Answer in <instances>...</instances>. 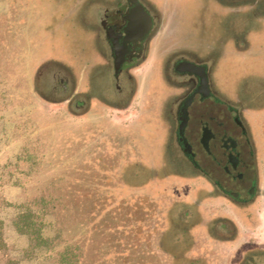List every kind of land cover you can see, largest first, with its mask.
Segmentation results:
<instances>
[{"label":"rangeland","instance_id":"1","mask_svg":"<svg viewBox=\"0 0 264 264\" xmlns=\"http://www.w3.org/2000/svg\"><path fill=\"white\" fill-rule=\"evenodd\" d=\"M103 1L0 0V171L5 174L0 196L14 203L29 202L32 207L40 200L50 223L45 232L53 236L55 252L72 245L73 252L78 254L83 249L84 253L79 223L83 217L81 191L86 187L83 180L88 179L84 177L86 169H73L78 167L79 158L93 153L97 160L90 166L93 173H121L125 230L129 231L126 238L142 242L132 249L136 252L129 255L130 260L117 253L112 258L105 255L109 259L105 264H206L202 258L190 260L194 255L189 253L191 243L202 252L201 257L209 245L215 244L212 263L223 264L229 256L221 259L219 255L230 251L223 247L222 239L213 242L204 227L200 190L181 185L192 177L174 170V158L172 162L165 159L166 147L168 151L169 147L173 149L172 143L167 146L172 127L164 122L161 100H152L154 104L149 107L155 109L161 121L158 129L146 128L143 134L134 125L133 109L143 111L146 78L137 72L132 76L129 104H112L109 100L114 96V80L107 48L96 28L97 10ZM171 9L176 22L185 24L175 35L184 42L181 45L215 49L216 40L224 35V46L220 47L225 62L224 69L220 68V72L224 71L221 91L228 94L237 86L243 95L245 80L264 77V38L260 35L256 45L255 36L248 34L247 49L236 52L228 39V8L212 0H177ZM65 78L67 87L62 86ZM95 91L100 92V99L93 97ZM259 99H248V105L257 118L256 148L262 150L258 159L263 165L264 104L258 107ZM154 114L147 113L146 119ZM103 156L108 161L101 166ZM128 158L134 165L126 164ZM95 176L91 181L95 188L91 211H96L97 220L99 214L103 218L102 210L107 205L100 202L96 188H105L106 184H98ZM108 212L109 218L115 220ZM154 222L161 226L157 229L160 251L167 260L151 243L149 229ZM261 227L258 234L263 236L264 224ZM4 236L9 243L15 240L9 229ZM16 239L19 245L24 243L23 237ZM99 247L105 254L107 247ZM96 253L97 261L92 262L101 264L103 252ZM59 259L54 254L43 264H64Z\"/></svg>","mask_w":264,"mask_h":264},{"label":"flooded vegetation","instance_id":"2","mask_svg":"<svg viewBox=\"0 0 264 264\" xmlns=\"http://www.w3.org/2000/svg\"><path fill=\"white\" fill-rule=\"evenodd\" d=\"M176 1L105 0L98 8L96 28L107 48L115 87L109 100L129 104L132 76L137 72L146 78L143 111L133 109L134 125L143 134L146 128L158 129L161 121L149 107L152 100H161L164 122L172 127L167 146L172 143L173 149L166 147L165 159L172 162L174 158V170L192 177L181 185L200 190L204 227L213 242L222 239L230 251L219 255L221 259L229 256L223 264H264V235L258 234L264 224V164L258 159L262 150L256 148L257 118L248 105V99L259 97L258 107L264 104V77L245 80L243 95L237 86L228 94L221 91L224 35L216 40L215 49L181 45L184 42L175 35L185 24L176 22L171 12ZM212 1L230 11L228 39L236 52L247 49L248 34L255 36L256 45L260 35L264 38V0ZM113 56L122 58L116 79ZM68 85L65 78L62 86ZM100 96L95 91L93 97ZM147 113H153L149 118L158 122L146 119ZM132 163L128 158L126 164ZM214 246L209 245L201 257L191 243L190 260L202 258L213 264Z\"/></svg>","mask_w":264,"mask_h":264},{"label":"trees","instance_id":"3","mask_svg":"<svg viewBox=\"0 0 264 264\" xmlns=\"http://www.w3.org/2000/svg\"><path fill=\"white\" fill-rule=\"evenodd\" d=\"M78 161V167H74L73 170L76 168L78 170L86 169L84 177L88 179L85 181L83 180L86 187L83 186V190L81 191V209L83 217L81 216V221L79 223L82 227L80 231L83 232L85 240L83 247L84 253L82 252L83 249H80L78 254L73 252L75 248L72 247V245L65 246L62 252L57 251L58 254L55 252L56 250H54L55 247H53L52 241L53 236L47 235V232H45L46 227L49 228L50 223L47 220L46 209L40 200L37 201L34 208L29 202L21 201L14 203V201L3 200L0 196V210L3 212L2 217H0V264H43L46 258H50L51 255L54 257V254L55 257L59 255L60 262L64 264H74L75 261L77 264H83V262L87 260L88 264H93L92 259L94 262L97 261V251L101 254L103 252V259L100 260L101 264H105L108 259L105 255L112 258L119 253V257L126 256L129 257L128 260L131 259L130 256L132 252H136V250L134 251L132 249L137 247L136 244L138 242L139 244L142 242L139 241V239L137 241L126 238L129 231L125 230V186L120 179L121 173L115 171H113L114 173L107 171H97V173H93L94 168L92 167V171L90 166L97 161H95V154L93 153L86 154L85 157L79 158ZM107 161V158L103 156L99 165L101 164V166H104L103 163H107ZM20 174L27 175L28 173L25 171L20 172ZM93 176L96 178L94 180L98 179V184H106L105 188L96 187L98 188L100 202L102 201V204L107 205L103 207L102 210L104 213L103 218H100L99 214L97 220L95 218L96 211H91L93 206L91 194L95 189L91 184ZM4 177L5 174H3V171H0V185H2L1 182L4 180ZM120 180L121 183H118ZM98 202L97 200V203ZM96 208L97 206H95V209ZM108 211L112 212L111 216L115 220L109 218ZM93 217L94 220H92ZM130 225H132V223ZM151 226L152 229H149V232L151 233L150 240L153 244V248L158 250L159 254L163 255L160 251V242L158 238L160 233L159 230H157L158 228L160 229L161 226L159 227L157 222L151 223ZM6 229H9V231L15 235L13 236L15 240L10 241V243L4 236ZM17 237H23L24 243L19 245L16 239ZM92 237H94V239ZM102 245L107 247L105 254L99 247ZM127 248H131L132 251L126 250ZM71 249H73V251ZM139 254L141 255V252ZM159 254L156 253V255ZM163 257L165 258L164 255ZM165 259L167 260V258ZM132 264L137 263L132 262Z\"/></svg>","mask_w":264,"mask_h":264},{"label":"water","instance_id":"4","mask_svg":"<svg viewBox=\"0 0 264 264\" xmlns=\"http://www.w3.org/2000/svg\"><path fill=\"white\" fill-rule=\"evenodd\" d=\"M121 63H122V58L121 57L113 56V60H112L113 72H112V75H113V77L115 79L117 77V72L119 70V67H120Z\"/></svg>","mask_w":264,"mask_h":264}]
</instances>
